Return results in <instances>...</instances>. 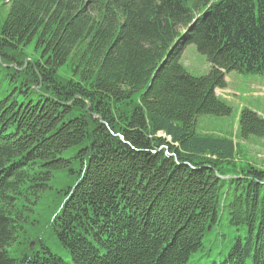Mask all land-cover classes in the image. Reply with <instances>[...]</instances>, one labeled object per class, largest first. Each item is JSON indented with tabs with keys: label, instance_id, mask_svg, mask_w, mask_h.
I'll return each instance as SVG.
<instances>
[{
	"label": "trees",
	"instance_id": "1",
	"mask_svg": "<svg viewBox=\"0 0 264 264\" xmlns=\"http://www.w3.org/2000/svg\"><path fill=\"white\" fill-rule=\"evenodd\" d=\"M232 72L264 76V0H0V264H264V168L197 126Z\"/></svg>",
	"mask_w": 264,
	"mask_h": 264
},
{
	"label": "rangeland",
	"instance_id": "2",
	"mask_svg": "<svg viewBox=\"0 0 264 264\" xmlns=\"http://www.w3.org/2000/svg\"><path fill=\"white\" fill-rule=\"evenodd\" d=\"M26 53L29 55L26 58L28 60H31L30 57L37 58L38 53L32 45L26 47ZM180 64L195 77L205 75L209 69L205 57L200 55L193 45L185 46ZM12 66L15 65H10ZM25 66L27 65H24V68ZM19 70H23V67ZM60 74L64 75L62 72ZM225 80L226 88L216 90L215 94L231 108V114L227 117H200L197 121L198 131L231 139L237 145V161L247 160L259 168H264V140L250 137L243 142L238 137V116L241 109H249L264 118V76L232 72Z\"/></svg>",
	"mask_w": 264,
	"mask_h": 264
},
{
	"label": "water",
	"instance_id": "3",
	"mask_svg": "<svg viewBox=\"0 0 264 264\" xmlns=\"http://www.w3.org/2000/svg\"><path fill=\"white\" fill-rule=\"evenodd\" d=\"M6 67V66H5ZM7 68H10V66H7ZM88 106V105H87ZM89 107V106H88ZM229 178H232V177H223L222 179H229Z\"/></svg>",
	"mask_w": 264,
	"mask_h": 264
}]
</instances>
